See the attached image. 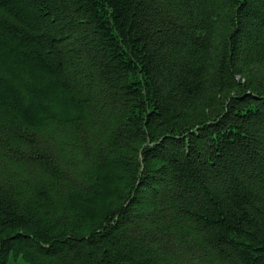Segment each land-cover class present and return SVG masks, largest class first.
I'll use <instances>...</instances> for the list:
<instances>
[{"label": "trees", "instance_id": "obj_1", "mask_svg": "<svg viewBox=\"0 0 264 264\" xmlns=\"http://www.w3.org/2000/svg\"><path fill=\"white\" fill-rule=\"evenodd\" d=\"M0 264H264V0H0Z\"/></svg>", "mask_w": 264, "mask_h": 264}]
</instances>
